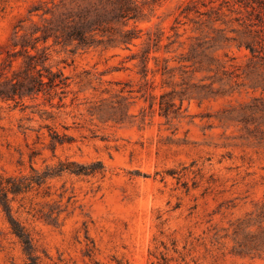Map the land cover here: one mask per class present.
Returning a JSON list of instances; mask_svg holds the SVG:
<instances>
[{
  "label": "rangeland",
  "instance_id": "1",
  "mask_svg": "<svg viewBox=\"0 0 264 264\" xmlns=\"http://www.w3.org/2000/svg\"><path fill=\"white\" fill-rule=\"evenodd\" d=\"M117 1L0 0V63L64 10L96 29L90 47L38 44L68 78L64 95L0 101V175L58 171L11 202L34 257L264 264V60L243 24L254 17L222 0H128L126 20ZM26 263L0 208V264Z\"/></svg>",
  "mask_w": 264,
  "mask_h": 264
},
{
  "label": "trees",
  "instance_id": "2",
  "mask_svg": "<svg viewBox=\"0 0 264 264\" xmlns=\"http://www.w3.org/2000/svg\"><path fill=\"white\" fill-rule=\"evenodd\" d=\"M222 1L229 5L231 13L240 15L242 11H245L254 17L256 23H249V25L243 23L249 36V41L245 43L244 47L250 53L252 59L263 61L264 0ZM130 4L128 0L117 1L116 7L119 18L130 19L128 17L131 11ZM75 15L76 13L71 9L64 10L56 20L48 24L49 27L36 30V32H41L40 37L31 40L27 38L14 40V49L8 51L0 63V101L19 104L24 99L34 100L39 95L52 99L58 94H65V89L68 87V78L63 75L61 70L54 72L51 69L48 64L49 48H38V44H45L48 39L52 38L56 44H59L62 40L67 43L76 42L77 46L80 47L92 46L96 42L92 32L96 29H90L91 25L85 20L80 18L76 20ZM100 22L96 19L93 24L100 25ZM254 26H257L258 29H253ZM126 38L130 40L127 35ZM17 46L20 47L19 50H15ZM62 142L63 140L59 136H51L52 149L56 145L62 144ZM73 172L80 174L78 171ZM57 173L58 171L48 170L39 174L31 169V175L26 177L0 175V208L9 224L11 234L16 237L24 255L27 257L28 263L26 264L40 263L34 257V247L29 232L12 215L11 202L16 196L25 195L40 188Z\"/></svg>",
  "mask_w": 264,
  "mask_h": 264
}]
</instances>
